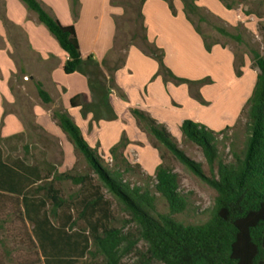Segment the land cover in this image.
Returning <instances> with one entry per match:
<instances>
[{
  "label": "crops",
  "instance_id": "obj_1",
  "mask_svg": "<svg viewBox=\"0 0 264 264\" xmlns=\"http://www.w3.org/2000/svg\"><path fill=\"white\" fill-rule=\"evenodd\" d=\"M38 1L62 25L74 27L82 63L77 72L65 74L68 55L38 15L22 0H0V147L6 158L31 134L32 126L56 134L60 112L69 115L98 155L104 151L112 156L118 147V155L126 157L134 142L147 143L139 125L149 130L135 110L178 140L184 137L186 120L220 133L234 126L248 107L257 75L243 89L245 55L239 60L232 46L216 36H225L219 28L230 33L225 25L235 27L248 18L236 8L237 0H227L232 8L221 0H195L197 14L186 12L184 0H145L140 23L147 41L131 42L133 25L121 48L120 30L134 24L125 0ZM210 17L225 25H212L214 34L206 35L201 23ZM155 48L175 79L159 72L151 50ZM39 85L50 102L42 100ZM234 91L239 95L235 101ZM140 149L147 159L142 165L156 171L157 148Z\"/></svg>",
  "mask_w": 264,
  "mask_h": 264
},
{
  "label": "trees",
  "instance_id": "obj_2",
  "mask_svg": "<svg viewBox=\"0 0 264 264\" xmlns=\"http://www.w3.org/2000/svg\"><path fill=\"white\" fill-rule=\"evenodd\" d=\"M22 1L38 15L40 22L56 37L68 55L63 68L65 74L77 72L82 57L74 27L62 25L38 0ZM221 1L232 8L227 0ZM144 2L124 1L136 15V18H130L131 22L137 23L131 33V42L137 39L144 43L147 41L146 28L140 23ZM184 3L187 13H198L195 0H184ZM218 31L241 40L240 35L230 34L225 29L219 28ZM151 50L159 61V72L175 79L165 66L160 49ZM255 62L259 73L248 100V138L242 157L236 156L233 163H224L219 159L217 139L224 131L215 133L191 120L182 124L183 136L203 149L209 165L218 163L217 176L207 177L199 164L190 161L178 149L164 126L144 113L134 111L160 143L216 190L212 214L205 223L184 224L175 218L188 206V198L180 190L177 173L163 165L156 168L154 188L165 198L169 208L168 213H161L157 208L156 195L124 179V172H131L133 166L122 154L118 155V147H114L111 154L115 159L119 156L121 163L125 164L123 172L102 164L96 149L88 144L80 128L65 112L56 114L61 129L84 155L102 186L124 206L131 222L136 225V232L105 222L110 218L111 205L104 198L101 188L93 186L88 175L62 173L54 179L71 180L87 191L80 200L83 206L80 217L86 221L88 229L70 232L76 221L70 203L55 188L51 173L43 176L36 165H27L20 158H6L0 147V196L11 195L20 202L22 219L33 224L30 242L40 251L42 264H76L79 260H85L83 264H123V257L141 241L147 246L141 252V264H264V56L256 53ZM38 90L42 100L50 102L41 85ZM75 101L76 98L71 101L73 105ZM61 211L63 217L60 216ZM3 226L0 222V231ZM87 256H90L89 261H86ZM99 257L103 259L101 263Z\"/></svg>",
  "mask_w": 264,
  "mask_h": 264
},
{
  "label": "rangeland",
  "instance_id": "obj_3",
  "mask_svg": "<svg viewBox=\"0 0 264 264\" xmlns=\"http://www.w3.org/2000/svg\"><path fill=\"white\" fill-rule=\"evenodd\" d=\"M237 9L242 10V13L247 14L248 18L244 22H238L235 27H229L217 19L210 17L208 23H201V28L206 35L214 34L212 25H225L228 31L234 35H240L241 40L238 42L235 39L226 36H216L223 42L232 46L239 60L245 55L246 70L248 71L245 86L242 88L247 90L251 86L254 76L259 72L255 62V54L264 56V0H237ZM132 16V14H131ZM134 18L136 15L133 14ZM197 20V19H196ZM137 25L135 22H128L120 30L119 35L122 43L119 48L126 42L125 36ZM125 40V41H124ZM129 40V35L127 37ZM257 79V77H256ZM237 91H234L233 97L236 100ZM240 94V93H239ZM240 98V97H239ZM242 98V97H241ZM242 100V99H240ZM241 102V101H240ZM248 107H245L238 121L234 126L225 130L222 135L218 136L217 146L219 151V159L224 163H233L236 156L242 157L246 148L248 138ZM55 119V116L53 117ZM56 134H53L42 127L32 126L31 134L25 138L16 151L12 152L14 158H24L29 165L38 166L42 175L46 176L51 173V179L56 178L62 173H67L73 176L88 175L92 179L93 186L101 188L104 198L109 201L110 218L105 221L108 225L117 228H124L125 231L136 232V225L131 222L129 213L124 206L105 189L97 175L89 166L84 155L76 149L71 142L68 134L64 132L58 122H56ZM139 128L147 133V143L134 142L133 146L128 151L125 157L133 166L131 172H124L123 177L130 184L139 186L143 189H149L153 195L157 197V208L161 213H168L169 208L167 201L160 194H157L154 188L155 171L148 172L142 161L147 160L140 148L152 145L157 148L160 164L178 174L180 190L185 197L188 198V206L185 211L175 215V218L184 224H202L208 221L212 214V209L215 204L217 192L209 184L198 176L193 170L187 167L173 152L168 150L160 143L152 134L146 131L144 125H139ZM175 140V139H174ZM178 149L194 163L200 165L203 173L207 177L217 176L218 163L210 166L203 149L185 137L175 140ZM28 146V150L25 148ZM6 156L10 154L5 150ZM103 165L111 170H119L123 172L124 163L118 156L115 159L109 152L101 151L99 155ZM48 183V182H44ZM43 183V184H44ZM41 185V184H40ZM54 186L61 192V196L70 203L72 215L76 221L75 226L69 229L70 232L87 230L86 221L80 217L83 206L80 205V200L86 194L85 188L74 184L71 180L54 179ZM22 207L20 202H17L14 196H0V222L4 225L0 231V264H42L43 259L38 249L34 248L30 242L32 238L33 224L22 219ZM63 217V212H60ZM100 216V213H97ZM96 216V217H97ZM95 217V218H96ZM60 220V219H59ZM58 225V222H55ZM146 244L141 241L138 246L129 251L122 260L123 264H141V252L146 250ZM93 250V248H92ZM86 261L90 260L87 256ZM102 257H99V263L102 262ZM85 260L77 261L76 264H83Z\"/></svg>",
  "mask_w": 264,
  "mask_h": 264
}]
</instances>
